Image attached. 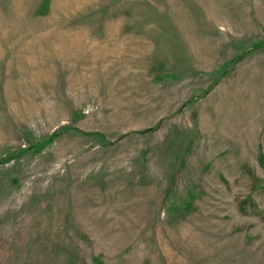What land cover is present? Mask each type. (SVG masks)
Wrapping results in <instances>:
<instances>
[{"label": "rangeland", "instance_id": "374dc122", "mask_svg": "<svg viewBox=\"0 0 264 264\" xmlns=\"http://www.w3.org/2000/svg\"><path fill=\"white\" fill-rule=\"evenodd\" d=\"M0 264H264V0H0Z\"/></svg>", "mask_w": 264, "mask_h": 264}]
</instances>
